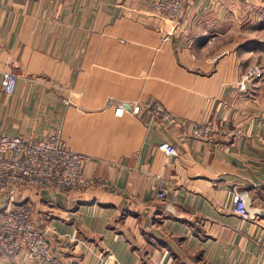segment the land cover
<instances>
[{"label":"crops","instance_id":"1","mask_svg":"<svg viewBox=\"0 0 264 264\" xmlns=\"http://www.w3.org/2000/svg\"><path fill=\"white\" fill-rule=\"evenodd\" d=\"M238 7L187 0L172 21L152 0H0V135L61 128L96 179L20 191L54 260L10 264H264V50L245 43ZM6 71L17 73L13 93ZM109 99L143 108L118 115ZM154 100L186 121L213 120L214 140L192 137L189 123L164 127L147 109ZM240 189L252 218L235 209Z\"/></svg>","mask_w":264,"mask_h":264},{"label":"built area","instance_id":"2","mask_svg":"<svg viewBox=\"0 0 264 264\" xmlns=\"http://www.w3.org/2000/svg\"><path fill=\"white\" fill-rule=\"evenodd\" d=\"M187 0H152L153 10L172 21H177ZM254 66L249 74L257 72ZM261 73V72H259ZM17 73L6 71L3 86L6 92L16 89ZM240 89L245 90L244 80ZM69 101L68 98H65ZM115 113L122 115L129 107L138 115L142 110L139 102L115 103ZM153 119L166 126L178 125L183 133L189 123V134L204 140H214L219 131L218 125L211 119L186 121L172 113L162 101L154 100L147 105ZM182 129V130H181ZM159 147L168 155L177 154L174 143L163 139ZM88 153L71 148L62 137L61 128H56L46 138L34 139L21 135H12L3 131L0 135V193L5 196V203L0 207V264H10L20 257L33 261L54 260L52 243L45 231L40 229L32 216V203L29 200L18 201L19 193L26 187H49L61 192L84 189L96 182V179L84 174ZM168 194L166 186L157 189L159 198ZM235 209L244 218L254 214L249 208L250 194L247 189H240L235 194Z\"/></svg>","mask_w":264,"mask_h":264},{"label":"rangeland","instance_id":"3","mask_svg":"<svg viewBox=\"0 0 264 264\" xmlns=\"http://www.w3.org/2000/svg\"><path fill=\"white\" fill-rule=\"evenodd\" d=\"M238 2L239 7L237 9L239 11L236 17L240 19L241 36L250 37V41L246 40V44L250 43L264 50V0H238ZM258 52L260 51L258 50ZM259 72L261 71L257 70L256 74H261ZM242 80L245 82V78L240 81Z\"/></svg>","mask_w":264,"mask_h":264}]
</instances>
